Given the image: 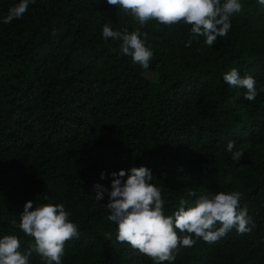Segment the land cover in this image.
Listing matches in <instances>:
<instances>
[{"label": "trees", "instance_id": "1", "mask_svg": "<svg viewBox=\"0 0 264 264\" xmlns=\"http://www.w3.org/2000/svg\"><path fill=\"white\" fill-rule=\"evenodd\" d=\"M18 3L0 0V21ZM241 3L213 46L198 37L186 47L189 25L149 21L140 28L153 51L148 70L103 38L105 24L139 27L106 0H36L22 18L0 22V238L16 235L27 250L31 238L12 224L24 204H63L80 235L62 264H153L115 241L107 193L97 201L94 190L144 166L166 215L181 200L239 191L252 219L248 233L177 249L172 264H264V6ZM232 69L255 79L254 101L223 81ZM229 141L244 153L239 162ZM29 264L43 261L33 253Z\"/></svg>", "mask_w": 264, "mask_h": 264}, {"label": "clouds", "instance_id": "2", "mask_svg": "<svg viewBox=\"0 0 264 264\" xmlns=\"http://www.w3.org/2000/svg\"><path fill=\"white\" fill-rule=\"evenodd\" d=\"M36 0H19L8 9L2 23L9 24L20 19L27 12L30 4ZM107 4L130 16L139 27L129 32L113 30L108 24L102 28L105 40L111 38L120 41V52L129 56L133 64L148 70L153 57L151 46L146 45L147 33L140 28L149 21L173 26H190V38L185 46L191 47L193 40L204 37L208 46H213L218 37L226 36L231 28V18L243 11L241 0H106ZM264 6V0H257ZM56 29L52 30V35ZM143 37V38H142ZM223 81L232 88L245 89L244 99L254 101L258 95L256 81L251 76L241 77L236 69L223 75ZM264 91V89H262ZM235 141H229L226 151L237 162L243 151H234ZM111 190L103 185H94L97 201L107 193L105 205L107 220L116 226L115 241L126 243L140 254L148 257L153 264H172L175 252L182 247H192L197 239L212 244L225 237L233 229L238 234L252 230L251 217L246 208H241L242 193L209 192L197 198L191 206H185L181 200L179 207L171 215L165 214V201L159 187L152 183L153 175L147 167H131L125 177V170L110 174ZM100 179H105L102 172ZM44 200L48 196H43ZM70 213L63 204H35L28 201L23 206L19 223L12 220L25 236L31 238L27 250H21V241L16 235H4L0 238V264H29L33 253L38 255L43 264H62L65 244L79 237L75 223L69 220ZM195 237L196 239H193ZM106 239L112 233H105Z\"/></svg>", "mask_w": 264, "mask_h": 264}]
</instances>
